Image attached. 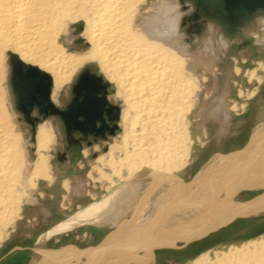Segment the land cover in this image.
Wrapping results in <instances>:
<instances>
[{
    "label": "bare ground",
    "instance_id": "obj_1",
    "mask_svg": "<svg viewBox=\"0 0 264 264\" xmlns=\"http://www.w3.org/2000/svg\"><path fill=\"white\" fill-rule=\"evenodd\" d=\"M195 12L218 14L198 8L193 0H0V255L28 206L40 204L39 185L55 181L51 151L67 136L60 118L48 117L35 128L31 123L33 147L29 145L19 123L28 120L16 106L19 90L11 82L18 67L43 74L44 85L51 82V103L60 110L69 104L84 69V78L107 90L110 107L104 105L110 117L96 129L95 138L90 136L105 138L96 143L93 170L108 185L107 194L52 233L85 223L116 228L92 248L54 250L46 243L49 233L22 264H157L160 249L192 245L240 220L264 216L263 118L243 151L217 153L191 175L199 166L196 153L209 139L207 122H227L247 107L238 100L229 103V85L214 51L204 47L207 51L199 57L193 54L191 37L186 39L182 27ZM257 15L232 25L220 14L216 17L235 41L244 39L247 46L259 38L257 29H264V17ZM202 28L198 22L191 29ZM260 39L264 45V37ZM259 70L264 72L261 62L246 74L238 99L257 98L264 82ZM241 72L236 67V76ZM104 145L108 150L100 152ZM71 185L64 180L65 190ZM242 193L251 198L238 199ZM220 247L203 250L186 264H264L263 231ZM15 251L9 264L18 257Z\"/></svg>",
    "mask_w": 264,
    "mask_h": 264
},
{
    "label": "rangeland",
    "instance_id": "obj_2",
    "mask_svg": "<svg viewBox=\"0 0 264 264\" xmlns=\"http://www.w3.org/2000/svg\"><path fill=\"white\" fill-rule=\"evenodd\" d=\"M188 10H185V12H188ZM216 16H218V14H216ZM216 16L208 17L201 13L198 14L197 12L190 14L188 18L184 20L186 24H184L185 26L182 27V30L188 32V37L186 36V39H190L189 37H191L193 44L191 50L193 54L199 57V54H203L210 49V51H214L220 57V73L222 72L224 76L223 79L225 84L227 85L228 83L229 85V103L233 104V100H238L242 103H247V107L246 110L233 113L230 118L231 120L229 119L227 122H221L219 120H210L207 122L209 139L206 140V144H208H205L203 149L196 153V161L199 163V166L197 167L198 169H191L192 173L191 171L190 173L191 175L193 174V176L199 173L201 167H203L215 154L220 152L227 154L232 151H243L252 141L253 130L261 123L262 118L264 119V82L260 87L257 98L249 101L246 99H238L239 88L241 85L244 86L248 80L246 74L251 70L258 69L259 62L264 64V45L260 39L264 37V29L258 28L256 31L259 40L251 39L253 42L245 46L247 41H244V39L242 43L235 41L234 38L229 35L228 26L221 22V19ZM263 17L264 14H258L256 19H262ZM197 21L200 22L203 27L200 32L191 29L198 23ZM225 42L228 44L227 46H224ZM187 44L189 43L187 42ZM242 44H244V46H242ZM223 51H226V53ZM208 63L209 61L206 59V64ZM238 66L241 67L242 72L239 76H236L235 69ZM87 70L88 69H84L82 74ZM82 74L80 76H82ZM258 74L264 75V72L262 73L259 70ZM210 76V87L212 88L213 76L212 74H210ZM31 83L32 81L28 80L20 81L19 84L22 86H18V90H27L28 85ZM62 96L67 98L68 92ZM32 116L35 118L38 117L36 112L32 113ZM19 123L21 131L24 132V136L29 141L30 145V126L32 124L30 123L29 125L28 121L25 124ZM94 125L97 129H100L101 125H99L98 121H95ZM212 134L213 137L211 138ZM79 137L77 133L73 134V138H68L66 136L64 141L51 151L55 181L52 184L50 182H44L39 185V193L36 195L40 200V204L28 206L25 218L19 226L18 231L15 233V236L10 241L9 248L7 251H4L6 253L3 252L4 254L2 253L3 255H0V264H9L8 262H13L9 261V258L12 256H9V254L15 249L16 251L14 253H16L18 257L14 259L15 256H13L11 260L14 259V264H22V260L25 259V256L30 255L32 248L43 236L49 233L51 234L48 235V240L46 239L48 247L58 250L67 246L79 248L97 247L116 231V228L114 229L112 226L99 229L96 224L87 223L86 225L85 223L78 228H72L71 231H69L70 229L65 230V233L63 232L55 235L52 233L54 228L59 226L60 223L73 219V216L83 209L105 198L108 191V185L105 183V180L93 170L99 154L94 151L96 150V143L98 144L101 141L104 142L105 138H103V136H97L96 139L100 141H96V139L88 137L85 141L79 140L80 142L75 143L73 140H78ZM29 145L28 147L32 146ZM85 150L89 152L88 155L85 154ZM107 150V145L101 146L100 148V152H105ZM34 153L35 152L32 151L33 161L35 160ZM104 169L107 173L111 171L109 168ZM89 173L93 174L89 176ZM64 180H70L72 184L70 191L65 190L63 186ZM42 193L43 195H41ZM249 194L246 195L242 193L238 196V199H249L251 198ZM253 194L256 196L258 192L253 191ZM254 219L256 220L254 221ZM254 219L240 220L239 223L236 222L237 224H232L218 233H215L212 237L203 239L204 241L192 243V245H184L182 243L179 244L176 249L175 247L160 249L157 251V264H186L200 252L208 248H219L220 246H226L231 243L246 241L247 238L260 234L262 231L264 232V224H262L260 229L252 230V226L254 227L260 224V222L264 223V216Z\"/></svg>",
    "mask_w": 264,
    "mask_h": 264
},
{
    "label": "water",
    "instance_id": "obj_3",
    "mask_svg": "<svg viewBox=\"0 0 264 264\" xmlns=\"http://www.w3.org/2000/svg\"><path fill=\"white\" fill-rule=\"evenodd\" d=\"M193 1L198 8L209 7L214 13L220 14L230 25L237 19L252 18L257 14H264V0ZM20 68L18 67L16 74L12 75L11 82L14 90H18V86H20L18 83L22 80L32 81V83L28 85L27 90H21L18 95L16 94V106L25 119L33 124L34 128L40 120L56 116L60 118L68 138H73L75 133L80 136L78 140H73L75 143L80 142L79 140L85 141L90 136L95 138L97 127L93 122L98 121L100 125H103L105 124L104 118L110 117L105 111L108 106L110 107L105 102L107 99L105 88H98L94 80L80 76L73 86L69 104L60 110L51 103V82L44 85L41 82L42 78H47L43 74L39 72L26 73ZM34 112L38 117L32 116ZM33 121L35 122L33 123Z\"/></svg>",
    "mask_w": 264,
    "mask_h": 264
}]
</instances>
